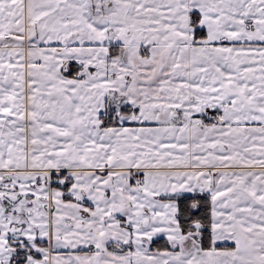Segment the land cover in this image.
I'll return each instance as SVG.
<instances>
[{
	"label": "snow or ice",
	"instance_id": "6c2138e0",
	"mask_svg": "<svg viewBox=\"0 0 264 264\" xmlns=\"http://www.w3.org/2000/svg\"><path fill=\"white\" fill-rule=\"evenodd\" d=\"M0 264H264V0H0Z\"/></svg>",
	"mask_w": 264,
	"mask_h": 264
}]
</instances>
